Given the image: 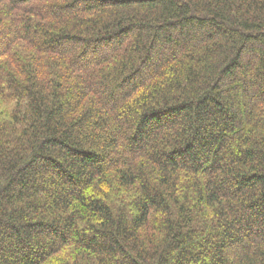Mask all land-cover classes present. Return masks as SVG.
Returning <instances> with one entry per match:
<instances>
[{"label":"trees","instance_id":"16d2710c","mask_svg":"<svg viewBox=\"0 0 264 264\" xmlns=\"http://www.w3.org/2000/svg\"><path fill=\"white\" fill-rule=\"evenodd\" d=\"M0 264H264V0H0Z\"/></svg>","mask_w":264,"mask_h":264}]
</instances>
